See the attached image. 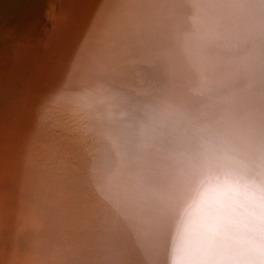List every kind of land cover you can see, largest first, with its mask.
Returning a JSON list of instances; mask_svg holds the SVG:
<instances>
[{
	"label": "bare ground",
	"instance_id": "6f19581e",
	"mask_svg": "<svg viewBox=\"0 0 264 264\" xmlns=\"http://www.w3.org/2000/svg\"><path fill=\"white\" fill-rule=\"evenodd\" d=\"M207 145L264 162V0H0V264H167Z\"/></svg>",
	"mask_w": 264,
	"mask_h": 264
},
{
	"label": "clouds",
	"instance_id": "9594fccd",
	"mask_svg": "<svg viewBox=\"0 0 264 264\" xmlns=\"http://www.w3.org/2000/svg\"><path fill=\"white\" fill-rule=\"evenodd\" d=\"M167 264H264V162L207 145L171 208Z\"/></svg>",
	"mask_w": 264,
	"mask_h": 264
}]
</instances>
